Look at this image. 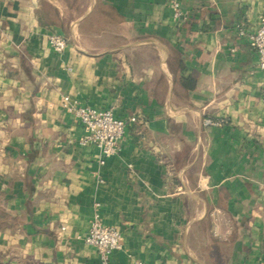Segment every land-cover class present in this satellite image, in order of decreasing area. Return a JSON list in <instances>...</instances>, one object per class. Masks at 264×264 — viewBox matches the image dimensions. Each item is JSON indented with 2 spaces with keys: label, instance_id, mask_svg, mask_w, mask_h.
Masks as SVG:
<instances>
[{
  "label": "crops",
  "instance_id": "0c3cea01",
  "mask_svg": "<svg viewBox=\"0 0 264 264\" xmlns=\"http://www.w3.org/2000/svg\"><path fill=\"white\" fill-rule=\"evenodd\" d=\"M174 1L0 0V264H102L77 238L96 213L109 264H264V0ZM64 95L138 116L117 155Z\"/></svg>",
  "mask_w": 264,
  "mask_h": 264
},
{
  "label": "built area",
  "instance_id": "2783aa9c",
  "mask_svg": "<svg viewBox=\"0 0 264 264\" xmlns=\"http://www.w3.org/2000/svg\"><path fill=\"white\" fill-rule=\"evenodd\" d=\"M173 19L178 22L187 19L186 12L177 0L173 2ZM240 34L245 35V31L240 30ZM248 39L257 52V67L264 73V14L260 17L257 31L250 33ZM48 43L56 54L63 53L68 46L65 36L56 32L48 36ZM262 101L264 102V96ZM61 102L64 111L75 117L82 125L83 134L79 138V144L97 147L101 153V164H104L107 158L117 155L121 151V141L127 122L136 123L139 121L138 116H132L128 120L118 118L111 109L82 104L69 95H64ZM224 123V120L210 118L204 120V124L207 126H222ZM77 238L96 248L102 264H109L111 256L123 248V237L120 231L114 226L104 224L98 213L94 215L88 232L85 235L77 236ZM135 264L151 263L139 259Z\"/></svg>",
  "mask_w": 264,
  "mask_h": 264
},
{
  "label": "trees",
  "instance_id": "16d2710c",
  "mask_svg": "<svg viewBox=\"0 0 264 264\" xmlns=\"http://www.w3.org/2000/svg\"><path fill=\"white\" fill-rule=\"evenodd\" d=\"M0 217H2L3 219H7L8 218L6 215H1Z\"/></svg>",
  "mask_w": 264,
  "mask_h": 264
}]
</instances>
